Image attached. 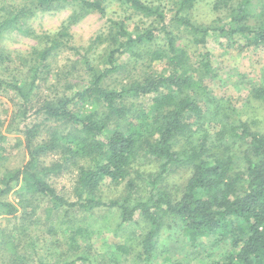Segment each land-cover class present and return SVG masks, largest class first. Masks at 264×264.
Returning a JSON list of instances; mask_svg holds the SVG:
<instances>
[{
  "label": "trees",
  "instance_id": "obj_1",
  "mask_svg": "<svg viewBox=\"0 0 264 264\" xmlns=\"http://www.w3.org/2000/svg\"><path fill=\"white\" fill-rule=\"evenodd\" d=\"M113 1L151 19L150 24L135 25L130 30L128 17L109 19L107 28L89 46L105 47L97 65L89 55L80 56L86 74L84 84L40 103L35 112L44 115L45 121L68 125L70 129L58 132L48 128L42 137V125L23 127L27 160L0 176V214L16 211L6 199L12 191L19 193L21 200L26 195L46 198L50 212L72 208L85 212L116 209L118 227L132 222L138 212L146 225L139 242V256L144 264H151L165 226L176 227L191 246H196L202 238H213L214 244L224 245L219 257L211 258L206 264H264V131L250 130L248 123L242 121L220 124V129L212 135L204 128V121L219 123L216 119L220 109L212 100L214 96L207 84V79L215 78L217 71L208 50L195 56L178 45L174 32V29L184 30L194 47H205L208 37L214 35L251 36L253 44H264V19L254 25L247 22L252 5L259 0H232L229 20L222 24L220 18L211 24L193 21L190 12L196 0H171L168 20L159 4L145 0ZM104 2L29 0V4L18 7L0 5V34L18 30L21 21L35 9L48 10L62 3L76 6L56 33L42 37L41 50L34 48L26 79L0 77V92H12L19 101L15 118L23 121L32 106L38 76L42 74L40 64L46 67L48 59L68 47V29L72 23L90 12L104 15ZM215 3L218 8L220 4L226 5L227 0ZM158 38L163 40L162 47L156 41ZM150 44L154 45L153 49L147 47ZM127 53L136 61L147 56L145 74L129 77L128 70L126 81L108 84L109 77L125 68L119 57ZM5 59L0 52V63ZM157 64L162 67L156 69ZM250 96L264 101V76L250 89ZM144 97L150 98L147 107H136L134 102L128 104L130 99ZM78 104L92 108L81 112L75 109ZM114 121L118 122L111 127ZM5 137L0 122V161L4 158ZM54 152L59 154V160L45 163L42 158ZM140 158L157 165L152 173L134 171L135 179L145 185L144 195L132 197L130 193L123 200L103 201L97 191L105 181L126 180L129 192L138 187L139 183L130 178V170ZM78 160H84L85 164L77 167L75 200L71 201L57 193L47 179ZM179 168H188L191 174L180 196L172 197L163 182L168 173ZM116 248L123 254L128 250L124 244ZM77 261L87 264L89 259L80 256L64 264Z\"/></svg>",
  "mask_w": 264,
  "mask_h": 264
},
{
  "label": "rangeland",
  "instance_id": "obj_2",
  "mask_svg": "<svg viewBox=\"0 0 264 264\" xmlns=\"http://www.w3.org/2000/svg\"><path fill=\"white\" fill-rule=\"evenodd\" d=\"M164 8L166 20L170 17L171 0H145ZM217 0H196L190 17L196 23L211 24L220 18V24L229 18V5L215 7ZM21 6L29 4V0H0V5ZM105 14L90 12L72 23L68 29V47L62 48L42 66L36 83L33 102L26 118L20 121L15 118L19 101L12 92H0V122L1 131L6 136L3 142L4 158L0 161V176L5 170L20 167L27 160V153L23 143L21 130L25 125L38 123L42 125V137L46 136V129H56L67 132L70 127L44 120V115L35 110L47 98L70 93L85 82L81 55H89L90 60L97 65L98 58L103 54L104 45L96 44L89 48L91 42L108 26V20H119L125 17L127 25L132 30L145 27L151 19L142 17L127 9L124 5L105 0ZM76 9L73 3H62L48 10L35 9L33 14L23 19L18 30H8L0 34V52L7 59L0 63V77L26 79L28 69L33 63L32 51L41 50L44 46L43 38L56 33ZM263 12V13H261ZM264 19V0L255 1L247 19L248 24L254 25ZM179 46L188 52L196 54L208 50L211 63L217 71V76L207 79L210 94L220 109L217 116L219 123L204 121V128L212 135L220 129V124H236L237 121L246 122L250 130L264 131V101L250 96V89L264 76V44H253L251 36L235 35L233 37L210 36L204 46L194 47L190 36L184 31L174 29ZM248 38V40H247ZM158 45L163 40L158 38ZM252 42V43H251ZM154 48L153 44L147 46ZM88 52V53H84ZM194 56V57H195ZM147 56L134 60L129 53L121 55L119 62L125 67L118 74L109 77L107 83L116 85L120 80L126 81L131 75L145 74L148 69ZM37 63V62H36ZM99 64V63H98ZM160 69L162 64L154 65ZM153 67V66H152ZM135 103L136 107H147L150 98L128 100V104ZM78 104L75 109L86 112L91 105ZM212 110L214 107L211 108ZM215 120V121H216ZM118 121H114L111 127ZM124 120H122V123ZM199 126V125H198ZM201 127V126H200ZM196 128V126H194ZM198 129V128H197ZM195 138H197L195 136ZM178 146V145H177ZM45 163L59 160V154L49 153L43 157ZM84 160L66 164L59 173L50 175L47 181L57 193L68 200H75L74 187L77 179V167L84 165ZM154 161L144 158L138 159L132 165L130 178L139 183L138 187L129 192L127 181L118 183L105 181L97 194L103 201L123 200L130 193L132 197H141L145 193V185L135 179L134 171L147 174L156 171ZM191 174L188 168H179L167 174L163 182L165 190L172 197H179L183 186ZM134 195V196H133ZM6 199L16 207L14 214H0V264H64L84 256L89 259L87 264H144L140 252V239L146 231V225L138 212L134 220L118 227L120 219L116 209H94L85 212L78 208L69 210L59 209L50 212L46 198L42 196L26 195L22 200L17 192H11ZM77 230V233L75 232ZM214 239L202 238L196 246L179 234L178 229H162L158 237L157 250L151 264H206L211 258H218L224 251V245L214 244ZM124 244L126 253L117 251L116 246ZM75 264H82L80 261Z\"/></svg>",
  "mask_w": 264,
  "mask_h": 264
}]
</instances>
